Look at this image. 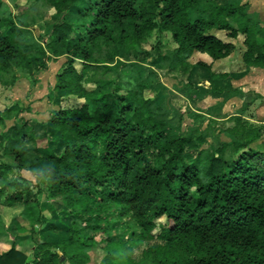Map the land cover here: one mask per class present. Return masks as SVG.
<instances>
[{"label":"trees","instance_id":"16d2710c","mask_svg":"<svg viewBox=\"0 0 264 264\" xmlns=\"http://www.w3.org/2000/svg\"><path fill=\"white\" fill-rule=\"evenodd\" d=\"M31 1L56 11L58 20L43 38L47 50L72 56L57 75L58 102L69 95L84 103L53 113L48 147L39 146L37 130L28 124L3 134V155L15 166L0 161V208L21 213L0 264H89L100 233L107 235L111 264H264V150L256 144L262 128L239 119L242 126L232 131L241 139L231 145L230 160L229 146L169 126L146 96L149 86L127 89L114 82L108 77L112 59L99 56L103 44L136 53L154 31H165L186 69L197 53L214 63L230 57L241 37L243 69L264 68V29L249 5L86 0L80 12L87 19L76 27L67 13L80 0ZM22 27L0 0V81L13 66L32 67L36 46L21 39ZM195 66L210 72L211 80L230 76L202 60ZM19 112L16 106L0 111V122ZM13 169H27L37 184L8 181ZM26 240L35 247L32 261L18 248Z\"/></svg>","mask_w":264,"mask_h":264},{"label":"rangeland","instance_id":"374dc122","mask_svg":"<svg viewBox=\"0 0 264 264\" xmlns=\"http://www.w3.org/2000/svg\"><path fill=\"white\" fill-rule=\"evenodd\" d=\"M4 9L16 19L17 26L22 27L21 39L36 46L33 52V64L31 68L13 66L3 74L0 81V111L16 106L21 112L13 117H7L0 122V161L15 166L13 160L4 157L1 147L3 134L14 125L22 127L24 124L34 126L38 135V144L42 148L48 147V132L51 131L50 119L54 112L60 108H72L81 106L84 100L76 96L62 95L60 102L57 100L55 86L57 75L67 66L71 55L55 56L47 50L48 43L44 42L48 29L55 24L58 18L56 11L36 4L31 0H2ZM206 1V0H201ZM236 1V0H232ZM241 1V0H239ZM88 6L86 0H80L74 8L67 13V21L78 27L87 18L80 12L82 7ZM197 13L194 12L195 16ZM253 19L259 20L256 15ZM225 37L223 33H220ZM220 36V37H221ZM226 40V39H225ZM243 38H240L238 49L231 56L237 60L236 64L242 65ZM45 48L50 54L46 59L38 47ZM136 53H127L119 49L117 45L103 44L100 55L102 58H111L109 63L115 68L108 77L116 83H123L125 88L135 89L140 83L149 86L146 96L154 98L159 116L169 126L178 130L186 136L205 135L210 145H227L226 157L232 160V144L240 140V135H235L232 130L242 126L241 120H246L251 125L262 128L261 142L256 143L257 147L264 150V130L262 125L247 120L246 113L241 107L242 101L233 99L224 100L215 96L217 85L211 82L220 81L214 77L211 80V73L204 68L195 66L199 60L207 61L216 70L224 67L216 66L209 59V55L197 53L190 58L192 64L186 69L185 65L177 63L178 44L173 40L172 34L165 31H154L143 40L138 46ZM123 54V55H121ZM236 56V57H235ZM212 62V63H210ZM222 59L217 63H225ZM237 66V67H238ZM126 69L128 71H126ZM217 72V71H216ZM216 86V87H214ZM115 86L109 90L113 91ZM250 99H247L250 103ZM255 117V116H254ZM239 123H242L239 126ZM209 146V145H208ZM24 178L37 184V177L26 170L13 169L10 171L7 180L22 181ZM2 184H0V188ZM13 189V188H12ZM11 189V190H12ZM36 190V189H35ZM21 213L20 209L1 207L0 208V253L9 250L15 240L14 221ZM25 223V220L20 218ZM133 228L127 230L129 236ZM116 235L118 230H113ZM107 235L98 234L100 242L91 251V262L89 264H111L107 259V248L104 239ZM103 240V241H102ZM18 248L25 252L29 260H34V244L30 240L18 243ZM139 251H137L138 253Z\"/></svg>","mask_w":264,"mask_h":264},{"label":"crops","instance_id":"0c3cea01","mask_svg":"<svg viewBox=\"0 0 264 264\" xmlns=\"http://www.w3.org/2000/svg\"><path fill=\"white\" fill-rule=\"evenodd\" d=\"M241 2L249 5V13L251 15H256L259 19L258 28L264 29V0H241ZM219 36L221 35L219 34ZM221 38L225 39V37L222 36ZM233 57L234 56L226 58L224 64L215 62L216 66L225 68V70H216L217 73L230 74L227 79H218L220 81L216 83L211 82L218 87L215 96L222 97L227 101L233 99L242 101L241 107H243L246 113L249 109H252L249 115L246 116L247 120L262 125L264 130V68L250 67L249 69H243V65H232L237 62V60L232 59ZM208 58L212 60L211 57ZM250 98L252 99L250 103H248L247 99Z\"/></svg>","mask_w":264,"mask_h":264}]
</instances>
